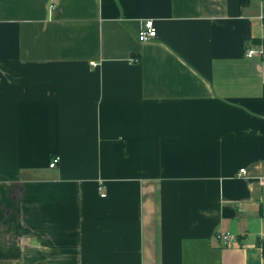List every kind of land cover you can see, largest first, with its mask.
<instances>
[{
  "label": "crops",
  "instance_id": "0c3cea01",
  "mask_svg": "<svg viewBox=\"0 0 264 264\" xmlns=\"http://www.w3.org/2000/svg\"><path fill=\"white\" fill-rule=\"evenodd\" d=\"M258 238L264 0H0V264H264Z\"/></svg>",
  "mask_w": 264,
  "mask_h": 264
},
{
  "label": "built area",
  "instance_id": "2783aa9c",
  "mask_svg": "<svg viewBox=\"0 0 264 264\" xmlns=\"http://www.w3.org/2000/svg\"><path fill=\"white\" fill-rule=\"evenodd\" d=\"M157 37H158V30L156 24H154L153 20H146V22H144L141 32L139 33L138 39H140L141 42L146 43L148 41L155 40ZM257 52L258 51L251 49L247 53V57L248 58L254 57ZM94 65L96 66V64ZM52 161L53 162L50 164V168H56L60 162V158L55 157L52 159ZM241 172L246 173V170L242 169ZM220 240L221 243L224 246H226L228 243H230L233 240V236L230 232H227L226 234L220 236Z\"/></svg>",
  "mask_w": 264,
  "mask_h": 264
},
{
  "label": "trees",
  "instance_id": "16d2710c",
  "mask_svg": "<svg viewBox=\"0 0 264 264\" xmlns=\"http://www.w3.org/2000/svg\"><path fill=\"white\" fill-rule=\"evenodd\" d=\"M256 243L258 244V246L261 248L262 250V255L264 257V238H258Z\"/></svg>",
  "mask_w": 264,
  "mask_h": 264
}]
</instances>
